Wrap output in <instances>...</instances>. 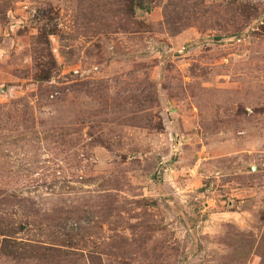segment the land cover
Wrapping results in <instances>:
<instances>
[{"label":"rangeland","instance_id":"374dc122","mask_svg":"<svg viewBox=\"0 0 264 264\" xmlns=\"http://www.w3.org/2000/svg\"><path fill=\"white\" fill-rule=\"evenodd\" d=\"M200 1L0 0V264H264V0Z\"/></svg>","mask_w":264,"mask_h":264},{"label":"trees","instance_id":"16d2710c","mask_svg":"<svg viewBox=\"0 0 264 264\" xmlns=\"http://www.w3.org/2000/svg\"><path fill=\"white\" fill-rule=\"evenodd\" d=\"M174 1H177V3H174ZM218 6L224 10V5ZM212 8L213 5L207 6L203 1L200 0H171V2L164 7L163 20L165 24H167V26L172 29V31L178 32L189 26L191 23V21H189L190 18L193 20H198L202 17H205L207 13L211 12V10L215 11ZM131 10L132 7H130V11ZM227 10L229 12L232 11V9ZM233 243L235 244V251L225 255V260L229 263L235 259H245L251 253V251L257 255H264V240H261L259 245L256 246V249L253 250L254 239L251 234L236 232L233 237Z\"/></svg>","mask_w":264,"mask_h":264}]
</instances>
